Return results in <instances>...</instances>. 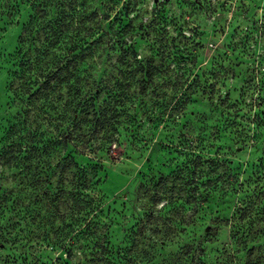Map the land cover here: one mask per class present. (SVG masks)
Wrapping results in <instances>:
<instances>
[{"label": "rangeland", "instance_id": "rangeland-1", "mask_svg": "<svg viewBox=\"0 0 264 264\" xmlns=\"http://www.w3.org/2000/svg\"><path fill=\"white\" fill-rule=\"evenodd\" d=\"M80 2L102 28L86 64L137 122L78 148L86 202L72 173L34 178L47 113L14 75L38 3L0 0V264H264V0Z\"/></svg>", "mask_w": 264, "mask_h": 264}, {"label": "trees", "instance_id": "trees-1", "mask_svg": "<svg viewBox=\"0 0 264 264\" xmlns=\"http://www.w3.org/2000/svg\"><path fill=\"white\" fill-rule=\"evenodd\" d=\"M47 1L35 0L37 11L26 27L28 36L20 41L19 71L14 75L16 81L21 82L18 91L27 95L33 105L39 103L38 108L47 113L42 120L48 131L42 132L40 127L28 131L31 146L26 149L27 160L35 165L33 170L30 169L34 178L40 174L53 176L56 171L63 176L74 174L72 183L78 195L72 198L84 203V192L91 184L88 178L97 176L100 166L82 168L76 160V156L83 155L78 148L93 149L98 133H102L100 148H103L113 136L118 134L119 138L120 126L136 123L137 119L131 117L125 106L128 99L127 88L122 85L125 81L110 87L103 76L94 75L92 66L86 64L93 56L95 46L103 44L102 35H98L102 28L86 26L88 22L93 23L96 13L79 11L80 0H66L63 4L60 0L55 4L56 15L48 18L45 13ZM95 30L96 34L91 35ZM96 35L99 38L95 39ZM138 70L144 72V82L150 84L153 81L152 70L140 65L133 72ZM121 73L123 76V71ZM142 92L144 95L146 88ZM56 153H59L60 161L52 164ZM260 167L262 169L264 164Z\"/></svg>", "mask_w": 264, "mask_h": 264}]
</instances>
